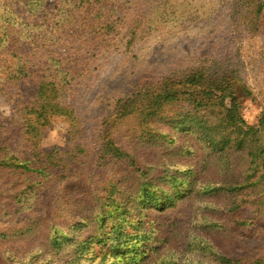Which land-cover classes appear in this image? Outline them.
Instances as JSON below:
<instances>
[{"label": "rangeland", "instance_id": "374dc122", "mask_svg": "<svg viewBox=\"0 0 264 264\" xmlns=\"http://www.w3.org/2000/svg\"><path fill=\"white\" fill-rule=\"evenodd\" d=\"M82 1L0 0V146L21 160L34 149L55 151L68 177L48 176L30 186L19 172L0 169V264H218L214 253L226 245L222 211L229 202L203 188L223 182L219 157L198 134L172 124L158 127L163 139L144 141L136 119L115 127L105 119L140 84L205 67L242 80L251 92L242 116L257 126L264 112V10L257 0H103L109 14L124 18L114 23L82 87L76 147L69 141L70 122L61 117L33 148L15 113L36 88L33 79L22 80L20 68L64 52L57 29L69 17L67 10L82 22L73 6ZM105 129L136 160V168L100 154ZM173 178L178 190L194 181L187 197L165 210L144 206V183H152L151 190L166 201L174 192ZM117 205L124 211L117 212ZM115 223L127 237L146 241L136 239L129 254L116 257L110 252L115 238L103 244ZM252 231L240 228L237 238H251ZM157 235L160 247L153 240Z\"/></svg>", "mask_w": 264, "mask_h": 264}, {"label": "trees", "instance_id": "16d2710c", "mask_svg": "<svg viewBox=\"0 0 264 264\" xmlns=\"http://www.w3.org/2000/svg\"><path fill=\"white\" fill-rule=\"evenodd\" d=\"M257 2L259 11H263L264 0ZM73 6L77 12L81 11L82 22L78 23L77 18L71 17V10L66 11L69 17L57 29L64 52L53 51L51 58L45 62L20 68L22 80L33 79L36 88L32 97L19 102L15 113L33 148L39 147L43 130L51 128L54 119L61 117L70 122L69 141L76 147L74 141L79 140L82 133L79 120L82 87L87 84L91 68L102 55L111 32L116 29L114 23L124 18V15L115 18L109 14L103 0H84L80 5ZM250 95L251 92L237 75L222 71L213 74L203 67L173 73L156 83L140 84L133 93L118 101L105 119V125L109 127H115L125 119H136L142 127L140 138L144 141L163 139L158 127L161 123L172 124L180 131L198 134L210 152L219 157L225 175L223 182L203 188V192L206 190L209 195H225L229 202L222 211L227 220L222 225L226 245L219 247L218 254L214 253L218 264H264V225L259 223L264 222V112L257 126L246 123L242 116V103ZM109 131L104 130L100 154H104L106 159L109 155L118 161H125L136 168V160L118 146ZM78 146L83 153H88L85 150L87 147ZM18 157L0 146V169L19 172L30 186L48 176L68 178L63 158L55 151L47 153L34 149L25 160ZM106 159L103 156V160ZM172 181L174 192L166 201L151 190L152 183H144V206L165 210L166 206L175 205L177 199L187 197L193 190L194 181H189L185 190L177 189V178ZM115 209L117 212L124 211L120 205ZM249 212L253 215L245 217ZM240 228H253L252 237L238 239L236 233ZM156 231L159 235L158 227ZM125 234L123 225L115 223L110 236L103 241L106 244L112 241L111 236L115 238L113 241L117 245L111 247L110 252L116 257L129 254L128 246L130 243L137 246L134 243L136 239L138 244L146 241L145 237H127ZM158 235L153 238L154 242H160Z\"/></svg>", "mask_w": 264, "mask_h": 264}]
</instances>
